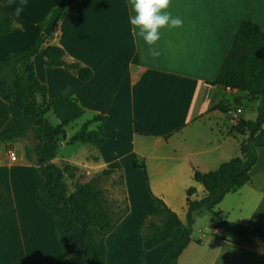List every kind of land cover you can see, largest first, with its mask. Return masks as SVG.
<instances>
[{"label":"crops","instance_id":"obj_1","mask_svg":"<svg viewBox=\"0 0 264 264\" xmlns=\"http://www.w3.org/2000/svg\"><path fill=\"white\" fill-rule=\"evenodd\" d=\"M62 1L26 0L23 12L15 17L20 0L11 5L0 0L1 10L16 23L11 33L0 36V60L8 52L32 46L41 34L38 24L49 20L52 9ZM169 11L183 25L161 29L157 45L161 55L154 58L143 39L133 35L131 0H77L33 58L49 98L71 96L86 110L82 125L94 115L105 116L103 122L89 126H102L108 132L103 145L90 144L85 159L58 152L53 161L88 174L103 169L125 173L123 188L129 211L105 239L107 264H159L169 241L151 249L143 241L144 218L158 212L150 189L184 223L186 190L196 187L193 199L205 193L194 180V169L215 170L239 153L240 142L231 130L239 118H245V106H240V114L234 113L236 107L227 113L211 107L223 100L245 101L247 95L211 82L243 20L264 30V0H171ZM50 44L62 47L68 62L90 67L93 77L82 81L64 67L47 66L44 52ZM251 103L257 110L258 101ZM13 125L10 105L0 96V133ZM67 129L61 145L70 144L74 134ZM28 138L29 142L17 146L20 139ZM34 145L32 135L0 145V264H66L53 233V216L38 199L44 178L37 170V157L31 150ZM9 149L17 159H10ZM135 156L140 164L145 163V169L134 166ZM263 160L264 148H259L251 180L228 193L217 210L230 221L264 231ZM144 170L148 171V184ZM182 232L183 227L176 228L172 239ZM177 264H264V239L212 231L210 217L209 225L192 232V241Z\"/></svg>","mask_w":264,"mask_h":264},{"label":"trees","instance_id":"obj_2","mask_svg":"<svg viewBox=\"0 0 264 264\" xmlns=\"http://www.w3.org/2000/svg\"><path fill=\"white\" fill-rule=\"evenodd\" d=\"M77 0H63L51 12V17L38 24L41 34L29 48L8 52L0 60V96L6 100L14 119L13 127L0 133V144L32 135L35 145L32 148L37 157V170L44 182L38 188L39 201L53 216V233L58 242L61 256L66 264H107V235L118 227L129 211L127 197L124 202L110 203L100 179L104 176L120 174L121 170L103 169L84 182H75L69 190L67 178H74L78 168L71 164L58 165L53 159L58 155L61 142L66 138V129L75 120L85 115L86 110L76 98L71 96L48 97V87L36 74L33 58L50 39L44 27L52 19L55 28L61 16ZM68 3V4H67ZM14 18L4 13L0 7V36L13 31ZM16 25V23H15ZM55 31V29H54ZM45 63L49 67H64L78 75L82 81L93 77V70L79 62H68L65 50L50 44L45 49ZM231 90L246 93L247 99L233 102L220 101L211 109L227 113L233 107L246 106L258 101L254 119L239 118L232 132L241 135L239 155L223 162L217 169L203 172L194 169V180L201 184L205 193L193 199L197 189L186 190L187 216L183 224L177 212L155 195H150L158 207L155 216H146L143 225V241L146 249L169 241L163 250L159 264H177L184 249L192 241L193 227L198 215L208 212L211 215L212 231L225 229L239 236H255L264 239V231L224 218L217 206L225 196L251 180V170L259 159V148H264V30L257 23L243 20L216 79L211 82ZM52 112L59 123L54 125L47 118ZM105 116L94 115L87 120L69 139L68 143L80 142L94 146L103 145L108 132L101 126L90 129L92 122H103ZM135 167L145 169L135 156ZM124 189V188H123ZM183 227L181 236L172 239L176 228Z\"/></svg>","mask_w":264,"mask_h":264},{"label":"rangeland","instance_id":"obj_3","mask_svg":"<svg viewBox=\"0 0 264 264\" xmlns=\"http://www.w3.org/2000/svg\"><path fill=\"white\" fill-rule=\"evenodd\" d=\"M255 103H249L246 104L245 106V110H244V116L245 118L248 119H254L257 115V110L254 108ZM47 118L49 119V121L56 125L59 123L57 117L52 113L49 112L47 114ZM87 117L84 115L81 118L77 119L75 122L71 123L68 126V132L70 134L75 133L76 131H78L80 129V127L82 126V123L84 122V120ZM237 138L241 139L242 136L237 134ZM28 140V142L30 141V139H20L17 143L18 147H21L22 144L24 142H26ZM5 143V142H4ZM2 144V143H1ZM0 144V145H1ZM75 145H71L70 144H65V145H61L60 149H59V155L60 156H65V154H72L71 156L73 157V159H85V150L90 151L91 145L90 144H83V143H73ZM81 146V147H79ZM4 150H8L7 146L4 145ZM32 150V149H31ZM33 153V152H32ZM237 155H239V153L237 152ZM60 162V161H59ZM264 162V160H263ZM262 166H264V164L262 163ZM99 172V171H98ZM143 172V178L144 181L148 184L149 183V175H148V171L144 170ZM97 173V172H96ZM96 173H90L88 174L87 171H83V170H77V172L75 173L74 178H67V184L69 186V190L72 191L74 189V184L75 182L79 181V182H84L89 180L90 178H92ZM123 175L125 176V173H123ZM100 185L101 187L104 189L105 194L109 200L110 203H113L115 200H120L121 203L124 202L125 198L127 197L125 194V191L123 189V184L121 182L120 179V174L119 173H115L111 176H104L100 179ZM175 193H179L178 189H175ZM183 195V191L181 193L180 191V196ZM210 213L208 212H204L200 215L197 216L194 227H193V231L196 232L198 231V228L203 229L206 225L210 224ZM186 223V217H184V223Z\"/></svg>","mask_w":264,"mask_h":264},{"label":"clouds","instance_id":"obj_4","mask_svg":"<svg viewBox=\"0 0 264 264\" xmlns=\"http://www.w3.org/2000/svg\"><path fill=\"white\" fill-rule=\"evenodd\" d=\"M8 3L11 5L13 0H8ZM131 4L135 13L130 18L133 35L143 39L149 46L152 57H159L161 53L157 45L161 39V29L182 27L183 20L178 16L174 17L169 11L171 0H131ZM25 5L26 0H20L13 15L19 17ZM12 26H15V21Z\"/></svg>","mask_w":264,"mask_h":264},{"label":"water","instance_id":"obj_5","mask_svg":"<svg viewBox=\"0 0 264 264\" xmlns=\"http://www.w3.org/2000/svg\"><path fill=\"white\" fill-rule=\"evenodd\" d=\"M68 4V3H67ZM55 25H56V20L52 19L50 22H48L46 24V26L44 27V33L49 36L50 38L53 37V33H54V29H55ZM225 230V229H223Z\"/></svg>","mask_w":264,"mask_h":264},{"label":"built area","instance_id":"obj_6","mask_svg":"<svg viewBox=\"0 0 264 264\" xmlns=\"http://www.w3.org/2000/svg\"><path fill=\"white\" fill-rule=\"evenodd\" d=\"M242 111H243V109L239 106V107H236V108H235L234 113H235V114H240ZM8 153H9V157H10L11 160H15V159H17V155H16V153L14 152V150L9 149Z\"/></svg>","mask_w":264,"mask_h":264}]
</instances>
